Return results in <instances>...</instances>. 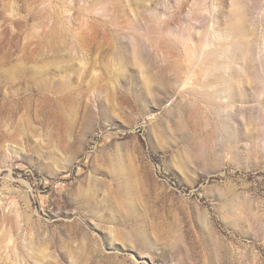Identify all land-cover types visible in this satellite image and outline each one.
I'll return each mask as SVG.
<instances>
[{
  "label": "rangeland",
  "instance_id": "rangeland-1",
  "mask_svg": "<svg viewBox=\"0 0 264 264\" xmlns=\"http://www.w3.org/2000/svg\"><path fill=\"white\" fill-rule=\"evenodd\" d=\"M0 264H264V0H0Z\"/></svg>",
  "mask_w": 264,
  "mask_h": 264
},
{
  "label": "bare ground",
  "instance_id": "bare-ground-1",
  "mask_svg": "<svg viewBox=\"0 0 264 264\" xmlns=\"http://www.w3.org/2000/svg\"><path fill=\"white\" fill-rule=\"evenodd\" d=\"M243 30H244V24L242 23L241 19L238 22V24L236 23L234 25H231V32L236 38H239V36H241V34L243 33ZM228 34H230V32ZM228 34L226 35L222 34L220 36H217V38L215 37L216 42L210 40V38L207 40H204L202 42L203 45L201 46V48L204 47L202 56H199L196 53L197 51L196 48L193 49V47L188 46L187 49L184 50L185 54L182 55V58H183L182 63L186 62L192 68L195 65H198L201 68L199 70L203 71L202 76L206 78L204 84H202L201 87L205 90L212 89L213 87L212 83H214L212 80L215 78L216 80H218V82L222 83L220 84V86H222L223 84L226 86V82L223 79V74H222L224 66H226L225 60H224L225 56L229 53L230 47H235V49L239 50L238 53L240 52V43H236L233 40L229 41L230 42L229 45L228 43H225L227 39H229ZM208 47L209 49L205 50ZM217 71H218V74H214V72H217ZM220 90L216 92L214 91L215 93H213V95L218 96L220 92L221 94L225 92V90L223 89H220Z\"/></svg>",
  "mask_w": 264,
  "mask_h": 264
}]
</instances>
